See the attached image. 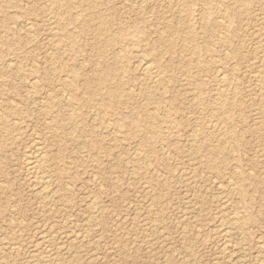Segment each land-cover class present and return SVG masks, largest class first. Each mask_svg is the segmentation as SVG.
<instances>
[{
    "label": "rangeland",
    "instance_id": "1",
    "mask_svg": "<svg viewBox=\"0 0 264 264\" xmlns=\"http://www.w3.org/2000/svg\"><path fill=\"white\" fill-rule=\"evenodd\" d=\"M132 1L0 0V264H264V0H219L210 32L199 7Z\"/></svg>",
    "mask_w": 264,
    "mask_h": 264
},
{
    "label": "bare ground",
    "instance_id": "2",
    "mask_svg": "<svg viewBox=\"0 0 264 264\" xmlns=\"http://www.w3.org/2000/svg\"><path fill=\"white\" fill-rule=\"evenodd\" d=\"M218 1L219 0H166L165 1V3H167V4H173V3H178V5L179 6H181L180 7V12L182 13H184L185 14V17H188L189 15H192L194 12H196V7H199L198 8V10L197 11H199L198 12V14H199V20L204 24V28H205V30H206V32H210V31H213V29L215 28V30H216V27H220L221 29H224V30H226V28L228 29V27L227 26H225V24H223V23H219L220 22V18L219 19H217L216 20V18H218V17H216L217 15H219L220 14V11H221V9H220V11H219V9H218ZM93 2V1H92ZM133 3H134V6H135V10H137V11H139V10H142L144 7H143V5H144V0H133L132 1ZM241 2V1H240ZM259 2V1H258ZM47 3V2H46ZM219 3H221V1L219 2ZM128 5V4H127ZM126 5V6H127ZM261 5H262V3H261ZM130 6V5H129ZM127 7V8H130V7ZM124 7V6H123ZM173 7H175V5L173 6ZM261 7V6H260ZM115 8V7H114ZM125 9V8H124ZM259 9V8H258ZM172 10V9H171ZM254 13V12H253ZM252 13V14H253ZM127 14V13H126ZM262 14H264V13H262ZM91 17V16H90ZM171 17V16H170ZM162 19V18H161ZM169 19V18H168ZM188 19H189V17H188ZM163 20V19H162ZM219 20V21H218ZM263 20V19H262ZM168 21V20H167ZM218 21V22H217ZM248 21V20H247ZM222 22V21H221ZM253 22V21H252ZM102 26H103V30H104V32L105 31H107L108 30V26L111 24L109 21H107V20H104V21H102ZM96 26V25H95ZM29 27V26H28ZM127 27L128 26H126V25H124V24H122V25H119L118 26V29H117V34L115 33V34H108V35H111L112 36V38H110V37H102V38H104V40H106V41H110V40H113V38L115 39V38H117V37H119V38H124L125 39V37H128V36H130L131 34H130V32L127 30ZM226 27V28H225ZM255 27V26H254ZM27 28V27H26ZM170 30V29H169ZM262 30V29H261ZM263 30H264V28H263ZM251 31V30H250ZM182 32V31H181ZM257 32V31H256ZM255 32V33H256ZM183 33V32H182ZM200 34V33H199ZM116 35H117V37H116ZM170 35V34H169ZM101 36H103V35H101ZM259 36V35H258ZM262 36V35H261ZM264 36V35H263ZM244 37V36H243ZM240 38H242V37H240ZM258 39H259V37H257ZM256 38V39H257ZM263 38V37H262ZM205 39V38H204ZM251 39V38H250ZM224 40V39H223ZM241 40V39H240ZM264 40V39H263ZM263 40H261V41H263ZM258 41V40H257ZM260 41V43H263V42H261ZM57 42V41H56ZM55 42V43H56ZM245 44V43H244ZM257 44H259V43H257ZM246 45V44H245ZM248 45V44H247ZM254 45V44H253ZM264 45V44H263ZM256 47H257V45H256ZM253 48H255V47H253ZM257 49H258V47H257ZM256 50V49H255ZM259 50V49H258ZM251 51H252V49H251ZM261 51V50H260ZM53 52V51H52ZM51 52V53H52ZM140 52V51H139ZM252 53H253V51H252ZM259 53V52H258ZM254 54V53H253ZM257 54V53H256ZM256 54H255V56H256ZM258 55V54H257ZM138 57L136 58V62H137V70H138V72L140 73V75L142 76V82H140V83H143V84H145V85H147V87H149V88H155V90L156 89H158L160 86H161V84H164V81H163V79L161 78V76H160V66L159 65H157V64H155L153 61H151V60H149L148 58H146L145 56L143 57V54H139V55H137ZM254 56V55H253ZM262 55H259V57L262 59V60H264L262 57L264 56H262ZM52 57V56H51ZM215 58V57H214ZM253 58V57H252ZM256 58V57H255ZM254 58V59H255ZM253 59V60H254ZM257 60V61H262V60ZM252 60V61H253ZM181 61V60H180ZM255 61V60H254ZM253 61V62H254ZM249 62H251V61H249ZM264 62V61H263ZM7 63V62H6ZM249 64V63H248ZM250 64H252V62L250 63ZM260 64H263V63H260ZM257 65V64H256ZM255 65V66H256ZM260 66H262V65H260ZM264 67V66H263ZM262 67V69H264ZM219 67L217 66L216 67V69L217 70H215L216 71V76H217V78L219 77V78H224L225 77V72H222L221 71V69H218ZM257 67H255V69H256ZM261 69V70H262ZM260 70V69H259ZM260 70V73L259 74H261L262 76H263V74H264V70H262L261 71ZM109 71H111V69L109 68ZM255 72L256 71H258V70H254ZM253 71V72H254ZM254 72V73H255ZM124 73V72H123ZM256 74V73H255ZM258 73H257V77H258V75H259ZM254 75V74H253ZM106 76H108V72L106 73V74H102V75H100L99 77H98V79L96 80V84H94V86L93 87H95L94 89H96V88H100L102 85H104L102 82H104L105 80H106ZM138 76V75H137ZM141 76H139V77H141ZM177 76V75H176ZM262 76H259L260 78L262 77ZM215 77V76H214ZM256 77V76H255ZM254 77V78H255ZM35 78V77H34ZM65 78V77H64ZM181 78V77H180ZM141 79V78H140ZM263 79V78H262ZM32 80H34V79H32ZM138 80V79H137ZM236 80V79H235ZM257 80H260V79H257ZM264 80V79H263ZM35 81H37V80H35ZM252 81V80H251ZM184 82V81H183ZM195 82V81H194ZM259 82V81H258ZM258 82H256V83H258ZM139 83V84H140ZM185 83V82H184ZM249 85V84H248ZM88 86H89V84H88ZM221 86V85H220ZM254 86V85H253ZM257 86V85H256ZM259 86V85H258ZM117 88H115V89H113L112 90V93H110V94H108V92H110L111 91V89L112 88H108V89H106V91H105V94L107 93V97L109 96V97H111L112 99L113 98H115V97H117L118 95H120V97L122 96V89H119V87H121V86H116ZM131 88V87H130ZM221 88V87H220ZM225 88V87H224ZM248 88V87H247ZM215 89V88H214ZM246 89V88H245ZM107 90H108V92H107ZM128 90V89H127ZM194 90V89H193ZM262 90H264V89H262ZM159 91H162L161 89L159 90ZM198 91V90H197ZM215 91H221V93L220 94H218V96L217 97H214L213 96V98H216V99H220V98H222L223 97V93H222V91H223V87H222V90L221 89H217V90H215ZM224 93H225V91H223ZM257 92H259V91H257ZM136 93H138L137 91H136ZM63 94V93H62ZM125 95H126V93H124ZM161 95V94H160ZM254 95V94H253ZM261 95V94H260ZM58 96V95H57ZM68 95H66V99L68 98L67 97ZM108 97V98H109ZM147 97V96H146ZM261 97V96H260ZM244 99V98H243ZM262 99H263V97H262ZM221 100V99H220ZM141 101V100H140ZM143 101H145L144 99H143ZM259 101V100H258ZM257 101V102H258ZM261 101V100H260ZM212 102V101H211ZM220 102V101H219ZM213 103V102H212ZM223 105H224V102L222 103ZM226 104V103H225ZM114 104L113 103H111V101H108V102H106V101H102L100 104H99V107H100V109L101 110H103L104 111V109H106L107 110V107H111V106H113ZM227 105V104H226ZM255 105V104H254ZM262 105V104H261ZM73 107V106H72ZM248 109V108H247ZM71 110H72V108H71ZM92 110V109H91ZM75 111H77V110H75ZM213 111V110H212ZM256 111V110H255ZM236 112H238V111H236ZM132 113H133V115L130 117V122L128 123V125L130 126V128H134V129H137V127H138V125H139V120L141 119V117H140V115H138L137 113H135V111L133 110L132 111ZM226 113V112H225ZM252 113V112H251ZM72 114V113H71ZM191 114V113H190ZM187 115V114H186ZM226 115V114H225ZM207 116V115H206ZM244 117V116H243ZM207 118H208V116H207ZM252 118V117H251ZM255 120V119H254ZM253 121V120H252ZM256 121V120H255ZM107 122V121H106ZM214 123V122H213ZM149 125L147 126L148 127V129L150 128H152V126H153V122H149L148 123ZM212 124V123H211ZM212 125H214V124H212ZM196 127V126H195ZM213 127V126H212ZM252 127H253V125H252ZM251 127V128H252ZM243 129V128H242ZM69 130V129H68ZM256 131V130H255ZM113 132V131H112ZM257 132V131H256ZM111 133V132H110ZM190 133H192V132H190ZM200 133V132H199ZM225 133V132H224ZM216 134V133H215ZM221 135H223V134H220V136ZM220 136H218V137H220ZM189 137V136H188ZM194 137V136H193ZM197 137V136H196ZM217 137V138H218ZM73 138H74V136H73ZM193 142H195V140L193 141ZM137 143V142H136ZM214 143V142H213ZM188 144H190V142L188 143ZM35 146V145H34ZM195 146H196V144H195ZM36 147V146H35ZM40 147V146H39ZM37 148V147H36ZM35 149V148H34ZM187 149H189V148H187ZM136 151V150H135ZM134 152V151H133ZM135 154V153H134ZM46 161V160H45ZM44 161V162H45ZM43 164V159H42V156L40 155V153L38 152V150H36V152L34 153V151H33V154L31 155V156H27V159H26V166H27V170L29 171V172H31V173H34V174H32V175H34V177H35V179H37V182H36V184H38V194H40L41 195V197L43 198L42 200H44V199H46L47 197H49V199H50V195H51V191H49V188L51 187V186H49V188H48V182L50 181H47L48 180V176H46L45 175V172H39V165H41V164ZM44 165V164H43ZM148 165V164H147ZM25 166V167H26ZM40 167H42V166H40ZM42 168H45V166H43ZM41 170V169H40ZM182 171V170H181ZM28 172V173H29ZM47 172V171H46ZM248 172V171H247ZM53 173V172H52ZM60 173V175H62L63 174V171H60L59 172ZM249 173V172H248ZM30 174V173H29ZM188 175V174H187ZM94 177V176H93ZM184 177V176H183ZM260 177H261V175H260ZM53 179V178H52ZM192 179V178H191ZM55 182V181H54ZM195 183V182H194ZM34 184V183H33ZM64 185H65V183H64ZM67 185V184H66ZM101 186V185H100ZM142 186H143V183H142ZM69 187V186H68ZM55 189V188H54ZM37 190V189H36ZM36 193V192H35ZM52 193H53V191H52ZM39 198V197H38ZM40 199V198H39ZM55 200V199H54ZM235 200V199H234ZM228 202V201H227ZM46 203V202H45ZM234 203V202H233ZM232 203V204H233ZM228 204V203H227ZM48 205V204H47ZM44 207V206H43ZM42 207V208H43ZM150 207H151V205H150ZM224 210V209H223ZM47 211V210H46ZM49 211V210H48ZM221 212H222V210H221ZM236 212V211H235ZM238 213V212H237ZM236 213V214H237ZM232 214V213H231ZM233 216V215H232ZM229 219V218H228ZM227 219V220H228ZM151 223V222H150ZM153 223V222H152ZM139 224V223H138ZM94 225V224H93ZM97 225V224H96ZM95 229V228H94ZM180 229H181V227H180ZM223 230V229H222ZM227 230V229H226ZM234 230H235V228H234ZM224 231V230H223ZM227 231H229V230H227ZM88 232V231H87ZM90 233V232H89ZM83 235V234H82ZM139 235V234H138ZM75 236L77 237V235H76V233H75ZM123 238V237H122ZM74 239V238H73ZM84 239V238H83ZM225 239V238H224ZM88 240V239H87ZM39 241V240H38ZM69 241V240H68ZM155 241V240H154ZM225 242H227L228 243V241H225ZM227 243H225V244H227ZM225 246V245H224ZM262 246V245H261ZM45 248H46V246H45ZM47 249V248H46ZM226 248H224V250H225ZM127 251H129V249L127 250ZM50 253V252H49ZM41 254V253H40ZM47 254V253H46ZM45 254V255H46ZM42 256H43V254H41ZM39 257V256H38ZM51 257H48V255L47 256H45V257H40V259L38 260V262H41L42 263V261L43 262H51L53 259H50ZM53 258V257H52ZM263 259H264V257H263ZM54 263V262H53ZM55 264H56V262H55Z\"/></svg>",
    "mask_w": 264,
    "mask_h": 264
}]
</instances>
